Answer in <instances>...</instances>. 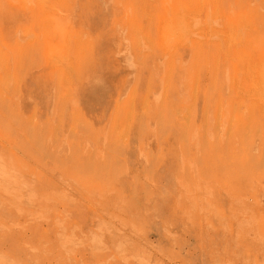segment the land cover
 Instances as JSON below:
<instances>
[{
  "label": "rangeland",
  "instance_id": "obj_1",
  "mask_svg": "<svg viewBox=\"0 0 264 264\" xmlns=\"http://www.w3.org/2000/svg\"><path fill=\"white\" fill-rule=\"evenodd\" d=\"M31 1L0 0V264H264V0Z\"/></svg>",
  "mask_w": 264,
  "mask_h": 264
},
{
  "label": "bare ground",
  "instance_id": "obj_2",
  "mask_svg": "<svg viewBox=\"0 0 264 264\" xmlns=\"http://www.w3.org/2000/svg\"><path fill=\"white\" fill-rule=\"evenodd\" d=\"M28 1H29V0H28ZM33 1H34V0H33ZM30 2H32V1L30 0ZM34 2H35V1H34ZM209 2H210V1H209ZM28 3H29V2H28ZM43 3H44V2H43ZM45 3H47V2H45ZM188 3H189V2H188ZM227 3H228V1H227ZM25 4H26V3H25ZM34 4H35V3H34ZM203 4H204V3H203ZM263 4H264V3H263ZM200 5H201V4H200ZM23 6H24V5H23ZM23 6H22V7H23ZM49 6H50V5H49ZM189 6H190V5H189ZM24 7H25V9H27V8H26V5H25ZM40 7H42V6H40ZM44 7H45V6H44ZM20 8H21V7H20ZM179 8H180V7H179ZM225 8H226V7H225ZM228 8H229V7H228ZM230 8H231V7H230ZM28 9H29V8H28ZM170 9H171V8H170ZM176 9H177V8H176ZM185 9H186V7H185ZM164 10H165V9H164ZM168 10H169V9H168ZM182 10H184V9H182ZM209 10L211 11V9H209ZM223 10H224V9H223ZM26 11H27V10H26ZM178 11H180V10H178ZM246 11H247V10H246ZM1 12H2V11H1ZM164 12L166 13V11H164ZM172 12H173V11H172ZM172 12L170 11V13H172ZM185 12H186V11H185ZM224 12H225V10H224ZM236 12H238V11H236ZM157 13H158V12H157ZM180 13H181V12H180ZM226 13H228V12H226ZM167 14H168V12L166 13V15H167ZM183 14H184V13H183ZM231 14H232V13H231ZM176 15H177V14H176ZM237 15H238V14H237ZM168 16H169V15H168ZM163 17H164V16H163ZM175 17H176V16H175ZM208 17H209V16H208ZM237 17H238V16H237ZM166 18H167V17H166ZM182 18H183V17H182ZM235 18H236V17H235ZM235 18H234V19H235ZM238 18H239V17H238ZM168 19H169V18H168ZM174 19H176V18H174ZM199 19H200V18H199ZM242 19H243V18H242ZM166 21H167V20H166ZM166 21H164L163 23L165 24ZM186 21H187V20H186ZM216 21H218V20H216ZM234 21H235V20H234ZM167 22H168V21H167ZM173 22H174V21H173ZM197 22L199 23V21H197ZM235 22H236V21H235ZM238 22H240V21H238ZM244 22H245V21H244ZM163 23H162V24H163ZM181 23H182V22H181ZM186 23H187V22H186ZM195 23H196V22H195ZM195 23H194V24H195ZM198 23H197V24H198ZM226 23H227V22H226ZM229 23H230V22H229ZM236 23H237V22H236ZM162 24H161V25H162ZM164 24H163V25H164ZM166 24H168V23H166ZM169 24H170V23H169ZM195 25H196V24H195ZM195 25H194V26H195ZM218 25H219V24H218ZM232 25H234V23H233ZM232 25H231V26H232ZM174 26H176V25H174ZM216 26H217V25H216ZM219 26H220V25H219ZM245 26H246V25H245ZM177 27H178V26H177ZM186 27H187V25H186ZM196 27H197V26H196ZM209 27H210V26H209ZM225 27H226V26H225ZM228 27H229V25H228ZM192 28H193V27H192ZM210 28H211V27H210ZM230 28H231V27H230ZM196 29H198V28H196ZM227 29H229V28H227ZM231 29H232V28H231ZM235 29H236V28H235ZM238 30H239V29H238ZM240 30H241V29H240ZM244 30H245V29H244ZM167 31H168V30H167ZM193 31H194V29H193ZM196 31H197V30H196ZM229 31H231V30H229ZM155 32H156V31H155ZM161 32H162V31H161ZM176 32H177V31H176ZM244 32H245V31H244ZM170 33L172 34V32H170ZM229 33H230V32H229ZM242 33H243V32H242ZM155 34L158 35L159 33H158V34L155 33ZM162 34H163V32H162ZM164 35H165V34H164ZM172 35H173V34H172ZM186 35H187V34H186ZM230 35H231V34H230ZM230 35H229L228 37H230ZM179 36H180V35H179ZM187 36H190V34L188 33ZM233 36H234V34H233ZM238 36H239V34H238ZM158 37H160V35H159ZM176 37H177V36H176ZM216 37H217V36H216ZM236 37H237V36H236ZM160 38H161V37H160ZM157 39H158V38H157ZM161 39H162V38H161ZM186 39H188V38H186ZM211 39H212V38H211ZM235 39H237V38H234V40H235ZM162 40H163V39H162ZM173 40H174V39H173ZM178 40H179V39H178ZM249 40H250V38H249ZM145 41H146V40H145ZM163 41H165V40H163ZM168 41H169V39H168ZM230 41H231V40H230ZM230 41H229V42H230ZM244 41H245V40H244ZM160 42L162 43V41H160ZM181 42H182V41H181ZM188 42H190V41H188ZM234 42H235V41H234ZM164 43H165V42H164ZM164 43H163V44H164ZM253 43H254V41H253ZM262 43H263V42H262ZM172 44L174 45V43H172ZM187 44H188V43H187ZM232 44H233V43H232ZM164 45H165V44H164ZM167 45H168V44H167ZM239 45H240V44H239ZM162 46H163V45H162ZM188 46H189V45H188ZM163 47H164V46H163ZM224 47H225V46H224ZM165 48H166V47H165ZM170 48H171V47H170ZM231 49H232V48H231ZM165 50H166V49H165ZM171 50H172V49H171ZM236 50H237V49H236ZM245 50H246V49H245ZM238 51H239V50H237V51H235V52H238ZM163 52H164V51H163ZM168 52H169V51H168ZM228 52H229V51H228ZM245 52H246V51H245ZM232 53H233V52H232ZM238 53H239V52H238ZM233 54H234V53H233ZM233 54H232V55H233ZM227 55H229V53H228ZM234 56H235V55H234ZM234 56H233V57H234ZM207 57H208V56H207ZM243 57H244V55L242 56V58H243ZM234 59H235V58H234ZM247 59H248V58H247ZM247 59H245V60L247 61ZM243 60H244V59H243ZM245 60H244V62H245ZM249 61H250V60H249ZM251 61H252V60H251ZM242 62H243V61H242ZM234 63L236 64V61H235ZM245 63H246V62H245ZM243 64H244V63H243ZM243 64H240V65H243ZM253 64H254V63H253ZM240 65H239V66H240ZM256 66H257V65H256ZM50 67H51V66H50ZM232 67H233V66H232ZM236 67H237V65H236ZM240 67H242V66H240ZM244 67H245V64H244ZM242 68H243V67H242ZM260 70H261V68H260ZM227 71H228V70H227ZM236 71H237V70H236ZM248 71H249V70H248ZM250 71H251V70H250ZM220 72H221V71H220ZM1 73H2V72H1ZM233 73H234V72H233ZM236 74H237V73H236ZM236 76H237V75H236ZM248 77H250V76H248ZM235 78H236V77H235ZM258 78H260V77H258ZM237 79H238V77H237ZM263 79H264V78H263ZM256 80H257V79H256ZM261 80H262V79H261ZM235 81H236V80H235ZM247 82H248V81H247ZM249 82H250V81H249ZM249 82H248V83H249ZM236 84H237V83H236ZM256 84H257V83H256ZM258 84H259V83H258ZM247 85H249V84H247ZM235 86H236V85H235ZM258 86H259V85H258ZM259 87H260V86H259ZM255 88H256V87H255ZM256 89H258V88H256ZM253 90H254V89H253ZM256 101H257V100H256Z\"/></svg>",
  "mask_w": 264,
  "mask_h": 264
}]
</instances>
